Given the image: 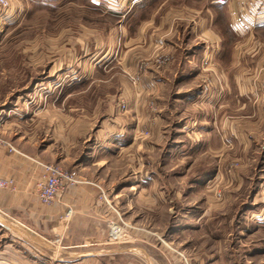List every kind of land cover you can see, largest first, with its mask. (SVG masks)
Listing matches in <instances>:
<instances>
[{"label":"crops","instance_id":"0c3cea01","mask_svg":"<svg viewBox=\"0 0 264 264\" xmlns=\"http://www.w3.org/2000/svg\"><path fill=\"white\" fill-rule=\"evenodd\" d=\"M52 1L57 0L48 2ZM86 2L81 7L116 20L109 28L116 49L94 52L92 58L113 60L121 55L125 59L130 79L119 97L127 109L101 121L93 147L76 168L82 182L66 190L55 204L44 206L37 200L38 167L31 158L52 153V141H44L53 137L52 106L46 101L36 106L24 95L42 87L37 81L25 83L22 91L19 86L20 93L12 94L8 103L0 101V131H6L9 139H5H12L24 154L0 150V177H11L15 182V190L0 188V264L34 260L41 264L63 260L76 264H178L177 250L166 241L170 236L164 238L173 231L149 223L165 217V212L159 214L153 208L167 201L164 172L177 165L150 163L149 156L151 150L156 154L161 151L163 129L169 122L174 124L175 140L168 145L167 156L175 151L221 156L228 147L223 144L224 137L240 149L252 140L251 133L255 139L264 124V111L248 93L252 90L251 75L264 65V0ZM0 18L4 22L7 17ZM219 18L238 43L232 51L222 44L217 46L220 38L214 24ZM3 22L1 28L6 26ZM118 36L123 52L117 48ZM52 48V34L46 31L44 53L29 52L31 57L48 59L51 73ZM157 58L164 62L159 65ZM96 69L89 67L88 73ZM214 74L221 75V83H214ZM0 77L3 80L5 69H0ZM202 77L210 81L206 90L199 80ZM2 86L0 83V90ZM43 87L47 90L48 86ZM150 101L158 106L156 119L148 110ZM173 115L177 120H172ZM39 118L43 119L42 127ZM25 123H35L34 128H26ZM12 124L9 134L6 128ZM144 131L150 136L142 135ZM261 138L263 144L264 136ZM111 156L123 160L112 162ZM181 171L176 185L191 191L208 180L214 167L190 162ZM106 202L117 207L127 225L118 240L108 237L107 222L116 214ZM203 212H187L180 218L191 223L201 219Z\"/></svg>","mask_w":264,"mask_h":264},{"label":"rangeland","instance_id":"374dc122","mask_svg":"<svg viewBox=\"0 0 264 264\" xmlns=\"http://www.w3.org/2000/svg\"><path fill=\"white\" fill-rule=\"evenodd\" d=\"M8 1V8L4 10L0 7V16L3 11L4 14H11L4 20L6 26L0 27V69H5L3 80L0 77V83L4 87L0 90V101L8 103L12 94L20 93L17 90L19 86L21 91L24 89L25 83L37 81L41 84L42 87L39 85L36 91L23 92L26 98L30 97L36 102V106L45 101L52 106L53 137L51 140L44 139L52 141V153L35 159L76 170L77 165L84 163L83 157L93 147L101 121L127 109L119 107V102H125L119 95L124 92L130 79L124 69L125 59L121 55L113 60L98 61L92 58L94 52L101 53L113 47L116 49L114 39L109 35V28L114 27L116 20L86 6L81 7L87 4L86 0ZM213 13L218 12L213 10ZM1 22L3 20L0 18V24ZM46 31L53 37L52 73L49 72L48 59L45 61L44 57L29 55L30 51L44 53ZM214 31L220 38L217 40L216 36L218 48L222 44L226 50L232 51L238 45L236 38L227 34L225 22L221 18L215 22ZM117 48L119 52L125 50L120 46V36L117 37ZM151 49L148 51H157L156 48ZM92 66L97 69L89 74L88 68ZM262 68L264 69V65L251 75L252 90L248 95L254 102H257L252 94L254 84L263 76ZM220 76L213 75L214 83H221ZM199 80L205 81L203 77ZM45 84L48 86L47 90L43 87ZM171 93L172 90L167 96L170 99ZM117 98L121 99L117 102L118 107L115 102ZM153 102L150 101L148 110L151 117L156 119L158 106ZM169 109L173 111L172 106ZM89 120H92L90 124L84 123ZM172 120H177V117L175 119L173 115ZM39 121L42 127L43 119L39 118ZM34 125L35 123H25L26 128H34ZM173 125V122H169L163 129L165 137L161 151L159 149L156 154V151L151 150L149 156L150 163L163 162L167 167L177 165L164 172L167 201L153 208L159 214L161 211L165 212V217L149 220V223L158 225L160 230L173 231L165 234L164 238L170 236L166 241L177 250L175 259L178 264H264V143L262 144L261 138L264 136V124L255 134V139L251 133L253 141H247L245 149L232 147L231 142L224 137L223 144L228 147L225 151L227 153H222L221 156L201 153L181 155L178 151L167 156L168 147L175 140ZM36 126L39 131L38 125ZM13 127V124L8 126L7 133L11 134ZM143 134L150 136L148 131ZM0 137L7 138L6 131H0ZM15 148L21 152L16 146ZM110 158L112 162L123 160L115 156ZM190 162L214 167L208 180L191 191L176 185L177 175ZM183 165L185 166L180 167ZM37 172L38 177L39 169ZM98 189L101 193L102 188ZM110 204L117 210L114 204ZM195 210L204 211L201 219H192L188 223L189 219L180 218ZM114 213L116 218L107 222L108 237L118 240L122 237V227L127 225L120 214ZM111 221L121 226L120 234L116 232L114 236L110 235Z\"/></svg>","mask_w":264,"mask_h":264},{"label":"built area","instance_id":"2783aa9c","mask_svg":"<svg viewBox=\"0 0 264 264\" xmlns=\"http://www.w3.org/2000/svg\"><path fill=\"white\" fill-rule=\"evenodd\" d=\"M0 7L5 10L6 8L9 7V1L0 0ZM10 15H11L10 13L5 12L3 16L9 18ZM157 62L158 64H162L164 62V59L157 58ZM262 70L264 71L263 68ZM258 80L259 82L254 84L255 88L252 94L255 97V101H257V103L262 108V110H264V74ZM209 87H210L209 80H205L203 82V90H206ZM119 107L121 109H124L126 107L125 102L123 101L119 102ZM1 149L7 150L8 152L21 154V152H19L10 141L2 137H0V150ZM22 155L24 154L22 153ZM31 160L35 163V165L39 169V175L35 183V192L37 199L43 205L48 206L54 204L62 193H64L70 187L80 184L82 182V180L78 176L77 170L75 169H65L57 164L46 163L43 161H39L35 158H31ZM0 188L15 190V183L13 178L0 177ZM100 197L106 201L105 195L102 190L100 193ZM106 204L119 215V212L115 208H113L109 202H106ZM109 227H110L109 233L111 236L112 235L114 236L116 232L120 234V230H121L120 225L111 221ZM27 264H41V263L37 260H34ZM54 264H76V263L63 260V261H58ZM79 264H85V263H79ZM87 264H97V263H87Z\"/></svg>","mask_w":264,"mask_h":264},{"label":"bare ground","instance_id":"6f19581e","mask_svg":"<svg viewBox=\"0 0 264 264\" xmlns=\"http://www.w3.org/2000/svg\"><path fill=\"white\" fill-rule=\"evenodd\" d=\"M116 234V233H115Z\"/></svg>","mask_w":264,"mask_h":264}]
</instances>
